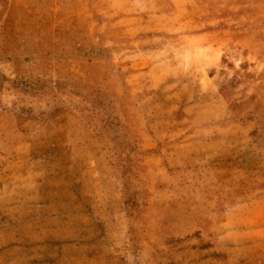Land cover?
<instances>
[{
    "label": "rangeland",
    "instance_id": "374dc122",
    "mask_svg": "<svg viewBox=\"0 0 264 264\" xmlns=\"http://www.w3.org/2000/svg\"><path fill=\"white\" fill-rule=\"evenodd\" d=\"M0 264H264V0H0Z\"/></svg>",
    "mask_w": 264,
    "mask_h": 264
}]
</instances>
